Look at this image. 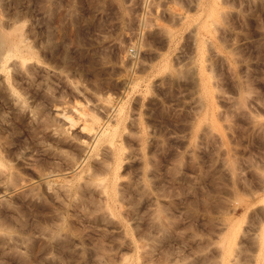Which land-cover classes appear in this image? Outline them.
I'll use <instances>...</instances> for the list:
<instances>
[{
  "label": "rangeland",
  "instance_id": "obj_1",
  "mask_svg": "<svg viewBox=\"0 0 264 264\" xmlns=\"http://www.w3.org/2000/svg\"><path fill=\"white\" fill-rule=\"evenodd\" d=\"M0 32L34 54L0 71V264H264V0H0ZM110 123L114 211L88 180Z\"/></svg>",
  "mask_w": 264,
  "mask_h": 264
},
{
  "label": "bare ground",
  "instance_id": "obj_2",
  "mask_svg": "<svg viewBox=\"0 0 264 264\" xmlns=\"http://www.w3.org/2000/svg\"><path fill=\"white\" fill-rule=\"evenodd\" d=\"M209 1V0H208ZM213 5H215V4H213ZM210 7V6H209ZM211 9V8H210ZM212 10V9H211ZM210 11V10H209ZM212 12H215V9H214V11L212 10ZM208 14V13H207ZM13 22V21H12ZM10 23V22H9ZM12 24V23H11ZM8 25V24H7ZM12 26V25H11ZM11 28V27H10ZM15 29V28H14ZM20 29V28H19ZM11 31V30H10ZM10 31H9V33H10ZM15 31V30H14ZM8 32V31H7ZM8 35V34H7ZM10 38V37H9ZM8 38V36H6V35H4L2 32H0V71L1 72H3V73H6V74H8V71L10 70V69H12V70H14L15 71V73H16V70L19 72V71H21L20 69L22 68H24L25 67V69H26V71H28L29 72V68L31 67H29L28 68V66H27V62H28V60L29 59H31L32 57H33V53H32V51L29 49H27V48H29V47H25V46H27V44L24 46L23 45V48H22V43H24L23 41H24V38L22 37V35H13V37H11L10 39ZM27 41V40H26ZM32 43V42H31ZM33 44V43H32ZM36 46V45H35ZM26 49H25V48ZM33 54V55H32ZM36 60V59H35ZM32 69V68H31ZM34 69V68H33ZM32 69V71H34ZM39 69V68H38ZM11 70V71H12ZM13 71V72H14ZM31 71V72H32ZM14 74V73H13ZM34 74V73H33ZM16 75H17V73H16ZM31 75V74H30ZM38 75V74H37ZM29 76V75H28ZM14 78H17L16 76H13ZM43 77H44V75H43ZM21 79V78H20ZM34 79V78H33ZM32 79V80H33ZM2 80V79H1ZM16 80V79H15ZM17 81V80H16ZM21 81V80H20ZM27 81V80H26ZM34 81H36V80H34ZM33 81V82H34ZM13 82V81H12ZM15 82V81H14ZM19 84V83H18ZM23 84V83H22ZM38 84V83H37ZM27 85V84H26ZM25 85V86H26ZM29 85V84H28ZM34 86H35V84H34ZM39 86H41V85H39ZM1 87H4V86H1ZM27 87V86H26ZM29 87V86H28ZM37 87H38V85H37ZM45 88V87H44ZM38 89H41V87L40 88H38ZM3 90V89H2ZM34 91V90H33ZM49 91V90H48ZM31 92V91H30ZM35 92V91H34ZM50 92V91H49ZM62 92V91H61ZM64 92V91H63ZM8 93V92H7ZM24 93V92H23ZM45 93H46V91H45ZM52 93V92H51ZM56 93V92H55ZM60 93V92H59ZM25 94V93H24ZM28 94V93H27ZM40 94V93H39ZM14 95V94H13ZM33 95V94H32ZM42 95V94H41ZM51 95V94H50ZM57 95V94H56ZM67 95V94H66ZM10 96H11V94H10ZM14 96H16V95H14ZM28 96V95H27ZM26 96V97H27ZM30 96V95H29ZM51 96H53V95H51ZM63 96V95H62ZM33 97H35V96H33ZM64 97H65V95H64ZM6 98V97H5ZM47 98H49V97H47ZM63 98V97H62ZM16 98H14V100H15ZM36 99H38V98H36ZM36 99H35V102H36ZM41 99V98H40ZM43 99H44V97H43ZM61 99V98H60ZM59 99V100H60ZM18 101H19V99H17ZM31 100V99H30ZM45 100V99H44ZM55 100V99H54ZM58 100V99H57ZM73 100H75V99H73ZM107 100H108V98H107ZM1 101V100H0ZM16 101V100H15ZM29 101V100H28ZM56 101V100H55ZM66 101V100H65ZM12 102V101H11ZM33 101H31V103H32ZM40 102V101H39ZM43 102H45V101H43ZM52 102V101H51ZM59 102V101H58ZM67 102V101H66ZM23 103V102H22ZM46 103V102H45ZM54 103V102H53ZM15 104V103H14ZM43 104V103H42ZM48 104V102L45 104V105H47ZM50 104V103H49ZM58 104V103H57ZM31 105V104H30ZM40 105V104H39ZM44 105V104H43ZM54 105V104H53ZM59 105H62V104H59ZM58 105V106H59ZM6 106V105H5ZM55 107L57 106V105H54ZM64 106V105H63ZM11 107V106H10ZM67 107V106H66ZM12 108V107H11ZM83 108V107H82ZM81 108V109H82ZM8 109V108H7ZM60 109V108H59ZM67 109V108H66ZM76 109V108H75ZM84 109V108H83ZM3 110V109H2ZM6 110V109H5ZM47 110V109H46ZM62 110V109H61ZM60 110V111H61ZM69 110V109H68ZM67 110V111H68ZM121 110V109H120ZM4 111V110H3ZM9 111V110H8ZM18 111V110H17ZM19 111H22L21 109L19 110ZM69 111H71V110H69ZM77 111V110H76ZM83 111V110H82ZM85 111H86V109H85ZM93 112H94V110H92ZM39 112V111H38ZM45 112V111H44ZM5 113V112H4ZM17 113V112H16ZM21 113V112H20ZM28 113V112H27ZM39 113H41V112H39ZM43 113V112H42ZM41 113V114H42ZM72 113V112H71ZM90 113V112H89ZM22 114V113H21ZM23 114H24V112H23ZM29 114V113H28ZM35 114V113H34ZM44 114H46V112L44 113ZM59 114H60V112H59ZM63 114H64V112H63ZM78 114V113H77ZM84 114H85V112H84ZM84 114H82L83 116L82 117H84ZM92 114H94V113H92ZM5 115V114H4ZM38 115V114H37ZM36 115V116H37ZM67 115H69V113L67 114ZM73 115V114H72ZM78 115H80V114H78ZM96 115V114H95ZM3 116V115H2ZM13 116V115H12ZM26 116V115H25ZM28 116V115H27ZM43 116V115H42ZM64 116H65V119L67 118V119H69V123H75V121H74V119L73 118H71L72 116H71V114H70V116H66V113L64 114ZM63 116V117H64ZM86 116V115H85ZM119 116V115H118ZM4 117V116H3ZM16 117V116H15ZM33 117V116H32ZM62 117V118H63ZM76 117H78V116H76ZM12 118H14V117H12ZM17 118V117H16ZM99 118V117H98ZM121 118V117H120ZM33 119V118H32ZM64 119V118H63ZM82 119H84V118H82ZM97 118L95 117V116H90L89 117V122L88 123H86V122H84L83 123V126L80 128V126H79V128L80 129H85V130H87L86 132H85V134H88L89 132L88 131H92L93 132V124L97 121L96 120ZM119 119V118H118ZM29 120V119H28ZM77 120V119H76ZM84 120H86V119H84ZM87 120H88V117H87ZM112 120V119H111ZM121 120V119H120ZM91 121V122H90ZM99 121V120H98ZM118 121V122H117ZM34 122H36V121H34ZM42 122V121H41ZM43 122H44V120H43ZM60 123V122H59ZM115 123L116 124H120V122H119V120H116L115 121ZM2 124H3V122H2ZM36 124H37V122H36ZM41 124V123H40ZM45 124H47V123H45ZM48 124H50V122H48ZM47 124V125H48ZM107 124H108V122H107ZM106 124V125H107ZM116 124H114V125H112L111 123H110V126H108L107 125V127H105V128H103V130L102 131H98L99 132V136L97 137V139H96V141H95V144H94V146H93V148L94 147H96L95 149H97V146H98V144L101 142V143H106V145H104V146H106V148H104V147H102V148H104L103 149V151L104 152H102L101 151V153H103V154H101V155H103L102 157H103V161L101 162H99V163H101V164H99L98 165V167H96L95 165H94V163H95V161H94V163L93 164H91L92 165V167H91V169H92V171H90L91 172V176H90V174L88 175L89 176V179L88 180H90L91 178V180H94V181H91V183L93 182V184L95 183L96 184V180H99L98 181V186L100 185V191H101V193L103 194V202H104V206L108 209V210H110V211H114L115 210V202H116V200L117 199H119L120 197H118L117 198V195H119V193H118V190H120V189H118L117 187L119 186H117V184H119L118 183V179H119V177H118V173H117V169H118V166H119V161H120V159H121V155H122V146H120V144H117L116 143V139H118L119 137V135H120V132L119 131H117V128H119V127H117V125ZM12 125V124H11ZM42 125V124H41ZM43 125H44V123H43ZM57 125V124H56ZM4 126V125H3ZM18 126V125H17ZM38 126H39V124H38ZM70 126V125H69ZM69 126H67V127H69ZM119 126V125H118ZM14 127V126H13ZM29 127V126H28ZM52 127V126H51ZM71 127V126H70ZM1 128V127H0ZM7 128V127H6ZM5 128V129H6ZM12 128V127H11ZM32 128V127H31ZM35 128V127H34ZM16 129V128H15ZM67 129V128H66ZM1 130V129H0ZM9 130H10V128H9ZM23 130V129H22ZM26 130V129H25ZM33 130H35V129H33ZM45 130H47V129H45ZM100 130V129H99ZM119 130V129H118ZM7 131V130H6ZM49 131V130H48ZM82 131H84V130H82ZM81 131V132H82ZM1 132V131H0ZM8 132V131H7ZM15 132V131H14ZM28 132V131H27ZM35 133H36V131H34ZM52 132H53V130H52ZM58 132V131H57ZM78 132V131H77ZM77 132H76V134H77ZM80 132V133H81ZM91 132V133H92ZM16 133V132H15ZM69 133V132H68ZM134 133V132H133ZM136 133V132H135ZM135 133H134V135H135ZM44 134V133H43ZM50 134V133H49ZM62 134V133H61ZM74 134V133H73ZM75 134V135H76ZM96 134V133H95ZM126 134V133H125ZM19 135V134H18ZM25 135V134H24ZM52 135L54 136L55 135V133L53 134L52 133ZM51 135V136H52ZM74 135V136H75ZM131 135V134H130ZM20 136V135H19ZM23 136V135H22ZM36 136H37V133H36ZM44 136V135H43ZM59 136V135H58ZM66 136V134L64 135V137ZM79 136H80V134H79ZM124 136V135H123ZM129 136V135H128ZM138 136V135H137ZM63 137V136H62ZM93 137V136H92ZM96 137V136H95ZM118 137V138H117ZM129 137H131V138H133L132 136H129ZM143 137V136H142ZM2 138V137H1ZM26 138V137H25ZM34 138V137H33ZM43 138V137H42ZM44 138H45V136H44ZM51 138H53V137H51ZM74 138V137H73ZM128 138V137H127ZM137 138V137H136ZM20 139V138H19ZM35 139V138H34ZM41 139V138H40ZM54 139H57V138H54ZM95 139V138H94ZM134 139V138H133ZM132 139V140H133ZM142 139V138H141ZM37 141H38V139H36ZM61 140H63V139H61ZM68 140V139H67ZM82 140H83V138H82ZM85 140H86V138H85ZM125 140V139H124ZM131 140V139H130ZM40 141H42V140H40ZM54 141V140H53ZM58 141V140H57ZM136 141V140H135ZM32 142H34L33 140H32ZM54 142H56V141H54ZM71 142H72V140H71ZM124 142V141H123ZM137 142V141H136ZM7 143V142H6ZM37 143V142H36ZM58 143V142H57ZM64 143V142H63ZM70 143V142H69ZM125 143H126V141H125ZM128 143V142H127ZM126 143V144H127ZM130 143V142H129ZM142 143H143V141H142ZM59 144V143H58ZM68 144V143H67ZM71 144V143H70ZM7 145V144H6ZM9 145H10V143H9ZM12 145H13V143H12ZM41 145V144H40ZM72 145V144H71ZM125 145V144H124ZM137 145V144H136ZM2 146H3V143H2ZM1 146V147H2ZM39 146V145H38ZM54 146H56V145H53V147ZM101 145L99 144V147H100ZM130 146V145H129ZM4 147H6V146H4ZM26 147V146H25ZM37 147V146H36ZM60 147V146H59ZM68 147V146H67ZM70 148H71V146H69ZM138 147H140L139 145H138ZM27 148V147H26ZM39 148V147H38ZM37 148V149H38ZM58 148V147H57ZM62 147H60V149H61ZM64 148V147H63ZM62 148V149H63ZM73 148V147H72ZM78 148V147H77ZM82 148V147H81ZM101 148V149H102ZM129 148V147H128ZM10 149V148H9ZM8 149V150H9ZM28 149V148H27ZM34 149V148H33ZM61 149V150H62ZM107 149V150H106ZM2 150V149H1ZM5 150V149H4ZM32 150V149H31ZM36 150V149H35ZM94 150V149H93ZM14 151V150H13ZM12 151V152H13ZM30 151V150H29ZM43 151V150H42ZM76 151V150H75ZM96 151V150H95ZM8 152V151H7ZM17 152V151H16ZM34 152V151H33ZM56 152V151H55ZM66 152H68L67 151V149H66ZM70 152V151H69ZM79 152V150L77 151V153ZM81 152V151H80ZM4 153H6V152H4ZM3 153V154H4ZM11 153V152H10ZM20 153V152H19ZM30 153V152H29ZM32 153V152H31ZM53 153H54V151H53ZM72 153V152H71ZM70 153V154H71ZM75 153V152H74ZM139 153H140V151H139ZM47 154H48V152H47ZM73 154V153H72ZM79 154V153H78ZM84 154V153H83ZM126 154V153H125ZM13 155V154H12ZM16 155V154H15ZM26 155V154H25ZM33 155V154H32ZM32 155H30V157L32 156ZM59 155V154H58ZM63 155H65L64 153H63ZM24 156V155H23ZM54 156V155H53ZM56 156V155H55ZM59 156H62V155H59ZM67 156V157H66ZM69 156V154L68 153H66V155H65V158H66V160H68L67 162L68 163H70L71 161L70 160H72V158H70V157H68ZM82 156H84V155H82ZM95 156V155H94ZM93 156V157H94ZM127 156H129L130 157V155H128V153H127ZM140 156V155H139ZM29 157V156H28ZM29 157V158H30ZM33 157V156H32ZM36 157V156H35ZM35 157H33V158H35ZM88 157V156H87ZM14 158V157H13ZM60 158V157H59ZM64 158V157H63ZM77 158V157H76ZM100 158V157H99ZM128 158V157H127ZM38 159V158H37ZM58 159V158H57ZM61 159V158H60ZM100 159H102V158H100ZM123 159V158H122ZM13 160V159H12ZM11 160V161H12ZM25 160V159H24ZM29 160V159H28ZM47 161H48V159H46ZM45 160V161H46ZM63 160V159H62ZM95 160V159H94ZM132 160V159H131ZM140 160H141V158H140ZM34 161V160H33ZM52 161V160H51ZM50 161V162H51ZM54 161V160H53ZM61 161V160H60ZM59 161V162H60ZM84 161V160H83ZM91 161V160H90ZM97 161V160H96ZM128 161V160H127ZM31 162H32V160H31ZM35 162H36V160H35ZM55 162H56V160H55ZM87 162V161H86ZM121 162H123V160L121 161ZM133 162H134V160H133ZM136 162V161H135ZM0 163H1V160H0ZM37 163H38V161H37ZM58 163V162H57ZM98 163V162H97ZM125 163V162H124ZM25 164V163H24ZM23 164V165H24ZM33 164V163H32ZM31 164V165H32ZM53 164V163H52ZM65 164V166L67 165L66 163H64ZM63 164V165H64ZM81 164V163H80ZM120 164H122V163H120ZM1 165H3V163L1 164ZM1 165H0V168H1ZM15 165V164H14ZM53 165H56V164H53ZM53 165H51L52 166V168H53ZM90 165V166H91ZM133 165H135V164H133ZM139 165H141V164H139ZM11 166V165H10ZM17 166V165H16ZM28 166V165H27ZM37 166V165H36ZM39 166V165H38ZM41 166V165H40ZM40 166H39V169H40ZM123 166V165H122ZM6 167V166H5ZM29 168H30V166H28ZM69 167V166H68ZM68 167H66V168H68ZM75 166H73V168H74ZM120 167V166H119ZM140 167V166H139ZM16 168V167H15ZM41 168H43V166H41ZM45 168V167H44ZM48 168V167H47ZM51 168V169H52ZM63 168V167H62ZM70 168L72 169V167L70 166ZM88 168H90L89 167V165H88ZM132 168V167H131ZM136 168V167H135ZM138 168V167H137ZM33 169V168H32ZM36 169V168H35ZM46 169V168H45ZM49 169V168H48ZM47 169V170H48ZM58 169V168H57ZM65 169V168H64ZM86 169V168H85ZM121 169V168H120ZM1 170V169H0ZM5 170V169H4ZM19 170V169H18ZM53 170V169H52ZM66 170V169H65ZM139 170H140V168H139ZM12 171H14V170H12ZM26 171V170H25ZM40 171H41V169H40ZM88 171H89V169H88ZM119 171V170H118ZM122 171V170H121ZM4 172V171H3ZM18 172H21V170L20 171H18ZM17 172V173H18ZM44 172V171H43ZM57 172V171H56ZM74 172H75V170H74ZM41 173V172H40ZM46 173V172H45ZM80 173V172H79ZM87 173V171L85 172V174ZM4 174H6V173H4ZM26 174V173H25ZM31 174V173H30ZM42 174V173H41ZM74 174V173H73ZM76 174V173H75ZM88 174V173H87ZM10 175H11V173H10ZM9 175V176H10ZM17 175V174H16ZM33 175V174H32ZM121 175V174H120ZM1 176V175H0ZM3 176V175H2ZM8 176V177H9ZM12 176H13V174H12ZM24 176V175H23ZM37 176V175H36ZM47 176V175H46ZM63 176V175H62ZM87 175H85V177H86ZM4 177H5V175H4ZM14 177V176H13ZM20 177V176H19ZM43 177V176H42ZM64 177V176H63ZM62 177V178H63ZM67 177V176H66ZM69 177V176H68ZM78 177V176H77ZM16 178V177H15ZM30 178V177H29ZM35 178V177H34ZM39 178V177H38ZM47 178V177H46ZM65 178V177H64ZM79 178V177H78ZM122 178V177H121ZM129 178V177H128ZM2 179V178H1ZM9 179H10V177H9ZM8 179V180H9ZM23 179V178H22ZM26 179V178H25ZM66 179V178H65ZM68 179V178H67ZM77 179V178H76ZM86 179V178H85ZM86 179V180H87ZM35 180V179H34ZM39 180V179H38ZM37 180V181H38ZM43 180V179H42ZM14 181H16V180H14ZM31 181V180H30ZM36 181V182H37ZM78 181V180H77ZM82 181V180H81ZM85 181V180H84ZM120 181V180H119ZM10 182V181H9ZM13 182V181H12ZM18 182V181H17ZM19 182H20V179H19ZM22 182V181H21ZM63 182V181H62ZM70 182V181H69ZM89 182V181H88ZM14 183V182H13ZM43 183H45V182H43ZM46 183H47V181H46ZM50 183V182H49ZM68 183V182H67ZM84 183V182H83ZM87 183V182H86ZM90 183V184H91ZM128 183V182H127ZM135 183V182H134ZM141 183H143L142 181H141ZM15 184V183H14ZM14 184L12 185L13 187H14ZM21 184V183H20ZM60 184V183H59ZM63 184H64V182H63ZM129 184V183H128ZM36 185V184H35ZM61 185V184H60ZM77 185H78V183H77ZM82 185V184H81ZM88 185V184H87ZM17 183H16V187L15 188H17ZM23 186V185H22ZM50 186V185H49ZM51 186H53V184L51 185ZM59 186V185H58ZM65 187L67 186V184L66 185H64ZM63 185H62V187H64ZM69 186V185H68ZM80 186V185H79ZM83 186V185H82ZM92 186V185H91ZM91 186H89L88 185V187H91ZM123 186V185H122ZM10 187V186H9ZM8 187V188H9ZM29 187H30V185H29ZM38 187V186H37ZM36 187V188H37ZM42 187H43V185H42ZM41 187V188H42ZM54 187V186H53ZM70 187V186H69ZM93 187V186H92ZM92 187H91V189H92ZM97 187V186H96ZM128 187V186H127ZM132 187V186H131ZM130 186H129V188H131ZM24 188V187H23ZM27 188V187H26ZM35 188V189H36ZM39 188V187H38ZM37 188V189H38ZM43 188H45V187H43ZM61 187H58V189H60ZM67 188V187H66ZM77 188H79L78 186H76V184H71V188H70V190H75L76 191V189ZM84 188V187H83ZM119 188H121V187H119ZM124 188V187H123ZM2 189V188H1ZM29 189V188H28ZM34 189V188H33ZM45 189H47V188H45ZM52 189V188H51ZM80 189V188H79ZM88 189V188H87ZM97 189V188H96ZM13 190V189H12ZM20 190H22V189H20ZM24 190H25V188H24ZM50 190V189H49ZM61 190H63V189H61ZM68 190H69V188H68ZM85 190V189H84ZM83 190V191H84ZM93 190H94V188H93ZM124 190V189H123ZM136 190V189H135ZM2 191H4V190H2ZM6 191V190H5ZM4 191V192H5ZM19 191V190H18ZM65 191V190H64ZM79 190H77V192H78ZM130 191V190H129ZM142 191V190H141ZM0 192H1V190H0ZM36 192V191H35ZM49 192V191H48ZM62 192V191H61ZM81 192V194H82V191H80ZM86 192V191H85ZM127 192H128V190H127ZM127 192H125V194L127 193ZM144 192V191H143ZM8 193V192H7ZM18 193V192H17ZM25 193V192H24ZM47 193V192H46ZM60 193V192H59ZM65 193H67V192H65ZM90 193V192H89ZM97 193V192H96ZM95 193V194H96ZM123 193V192H122ZM121 193V194H122ZM132 193V192H131ZM54 194H55V196H56V193H55V191H54ZM84 194V193H83ZM95 194H94V198H95ZM125 194H122V195H125ZM130 194V193H129ZM21 195V194H20ZM43 195V194H42ZM45 195V194H44ZM60 195V194H59ZM77 195V194H76ZM85 195V194H84ZM88 195V194H87ZM99 195V194H98ZM121 195V196H122ZM22 196V195H21ZM20 196V197H21ZM25 196V195H24ZM23 196V197H24ZM26 196H28L27 194H26ZM29 196H31V194L29 195ZM53 197H54V195H52ZM78 196H79V194H78ZM80 196H82V195H80ZM127 196V195H126ZM144 196V195H143ZM17 197H19V196H17ZM19 197V198H20ZM22 197V199H24ZM45 198H46V196H44ZM50 197V196H49ZM62 197V196H61ZM88 197V196H87ZM92 197V196H91ZM90 197V198H91ZM125 197V196H124ZM124 197H122V198H124ZM51 198V197H50ZM63 198H65V197H63ZM82 198H83V196H82ZM86 198V197H85ZM98 198V197H97ZM99 198H101L100 196H99ZM98 198V199H99ZM121 198V199H122ZM126 198V197H125ZM26 199V198H25ZM25 199H24V201H25ZM32 199V198H31ZM30 199V200H31ZM33 199H34V197H33ZM49 199V198H48ZM55 199V198H54ZM53 199V200H54ZM57 199V198H56ZM73 199H75L74 197H73ZM78 199V198H77ZM86 199H88V198H86ZM11 200V199H10ZM35 200H38V199H35ZM44 200V199H43ZM46 200V199H45ZM90 200V199H89ZM20 201H21V199H20ZM49 201V200H48ZM56 201V200H55ZM87 201V200H86ZM9 202V201H8ZM43 202V201H42ZM45 202V201H44ZM47 202V201H46ZM50 202V201H49ZM58 202V201H57ZM60 202V201H59ZM62 203H64L63 201H61ZM91 202V201H90ZM94 202V201H93ZM92 202V203H93ZM48 203V202H47ZM89 203V202H88ZM132 203V202H131ZM4 204H5V202H4ZM23 204V203H22ZM40 204V203H39ZM70 204V203H69ZM96 205H97V203H95ZM119 204V203H118ZM123 204V203H122ZM19 205V204H18ZM52 205V204H51ZM58 205H59V203H58ZM60 205H62L61 203H60ZM99 205V204H98ZM101 205V204H100ZM125 205V204H124ZM126 205H128V204H126ZM4 206V205H3ZM45 206V205H44ZM65 206V205H64ZM91 206V205H90ZM129 206V205H128ZM1 207V206H0ZM7 207H8V205H7ZM20 207H22V206H20ZM29 207V206H28ZM67 207V206H66ZM94 207H95V205H94ZM93 207V208H94ZM97 207H99V206H97ZM23 208V207H22ZM32 208V207H31ZM43 208H45V207H43ZM54 208V207H53ZM57 208H58V206H57ZM90 207H88V209H89ZM158 208V207H157ZM160 208V207H159ZM49 209V208H48ZM52 209V208H51ZM91 209V208H90ZM99 209V208H98ZM133 209V208H132ZM1 210V209H0ZM4 210V209H3ZM7 210V209H6ZM5 210V211H6ZM29 210H30V208H29ZM33 210V209H32ZM35 210V209H34ZM107 210V211H108ZM95 211V210H94ZM98 211V210H97ZM33 212V211H32ZM39 212V211H38ZM48 212V211H47ZM46 212V213H47ZM61 212V211H60ZM59 212V213H60ZM103 212V211H102ZM105 212V211H104ZM109 212V211H108ZM122 212V211H121ZM2 213V212H1ZM31 213V212H30ZM33 213H35V212H33ZM41 213V212H40ZM101 213V212H100ZM105 214V213H104ZM128 214V213H127ZM34 215V214H33ZM42 215V214H41ZM94 215V214H93ZM92 215V216H93ZM101 215H102V213H101ZM157 215H158V213H157ZM36 216H37V214H36ZM50 216V215H49ZM56 216V215H55ZM120 216V215H119ZM57 217V216H56ZM101 217V216H100ZM44 218V217H43ZM54 218V217H53ZM94 218V217H93ZM96 218V217H95ZM128 218V217H127ZM50 220V219H49ZM36 222V221H35ZM47 224V223H46ZM37 225V224H36ZM40 226V225H39ZM45 226V225H44ZM42 228V227H41ZM44 228V227H43ZM54 231V230H53ZM264 232V231H263ZM51 234V233H50ZM54 237H56V236H54ZM263 237H264V233H263ZM262 237V238H263ZM264 239V238H263Z\"/></svg>",
  "mask_w": 264,
  "mask_h": 264
}]
</instances>
